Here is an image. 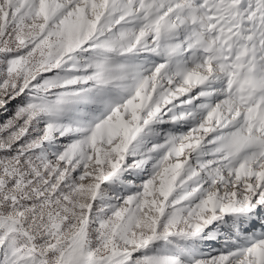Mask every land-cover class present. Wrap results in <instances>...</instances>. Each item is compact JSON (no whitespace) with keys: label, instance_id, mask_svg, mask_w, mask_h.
<instances>
[{"label":"snow or ice","instance_id":"6c2138e0","mask_svg":"<svg viewBox=\"0 0 264 264\" xmlns=\"http://www.w3.org/2000/svg\"><path fill=\"white\" fill-rule=\"evenodd\" d=\"M0 264H264V0H0Z\"/></svg>","mask_w":264,"mask_h":264}]
</instances>
